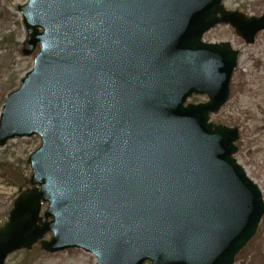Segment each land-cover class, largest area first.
<instances>
[{"label": "water", "instance_id": "water-1", "mask_svg": "<svg viewBox=\"0 0 264 264\" xmlns=\"http://www.w3.org/2000/svg\"><path fill=\"white\" fill-rule=\"evenodd\" d=\"M17 11L22 55L39 50L1 106L0 147L40 145L0 225V264L37 243L95 264H233L264 202L232 158L237 129L208 123L239 52L201 39L226 24L253 44L264 14L222 0H28ZM192 95L207 101L184 106Z\"/></svg>", "mask_w": 264, "mask_h": 264}, {"label": "rangeland", "instance_id": "rangeland-1", "mask_svg": "<svg viewBox=\"0 0 264 264\" xmlns=\"http://www.w3.org/2000/svg\"><path fill=\"white\" fill-rule=\"evenodd\" d=\"M26 1L0 0V107L7 94L19 87L21 78L33 64L34 54L29 57L21 54L25 33L16 8ZM223 6L247 17L264 14V0H224ZM203 41L229 43L233 50L239 52L228 100L210 121L237 129L234 158L259 187L264 200V31L257 34L253 44L245 45L230 27L220 25L207 32ZM205 101V97L195 96L187 102ZM38 145L37 137L11 140L0 148V158L17 164L14 167L29 177L30 170L25 160ZM21 191L0 181V224L5 221L6 213ZM43 210L44 206L41 213ZM50 237L48 233L43 240L48 241ZM5 264H95V261L91 254L82 250L48 254L36 244L30 251L19 250L8 255ZM234 264H264V215L256 235L236 256Z\"/></svg>", "mask_w": 264, "mask_h": 264}, {"label": "trees", "instance_id": "trees-1", "mask_svg": "<svg viewBox=\"0 0 264 264\" xmlns=\"http://www.w3.org/2000/svg\"><path fill=\"white\" fill-rule=\"evenodd\" d=\"M15 165L18 166L7 159L0 158V181L23 190L28 186V177L20 173L17 167H14Z\"/></svg>", "mask_w": 264, "mask_h": 264}, {"label": "bare ground", "instance_id": "bare-ground-1", "mask_svg": "<svg viewBox=\"0 0 264 264\" xmlns=\"http://www.w3.org/2000/svg\"><path fill=\"white\" fill-rule=\"evenodd\" d=\"M239 165H240V164H239ZM244 172H245L247 178L250 179L249 176H248V174H247L248 172H246V170H244ZM250 180H251V179H250ZM251 181H252V180H251ZM252 182H253V181H252Z\"/></svg>", "mask_w": 264, "mask_h": 264}]
</instances>
